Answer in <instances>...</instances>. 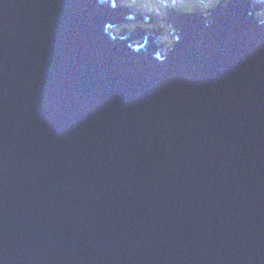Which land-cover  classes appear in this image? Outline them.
Instances as JSON below:
<instances>
[{
    "label": "water",
    "instance_id": "1",
    "mask_svg": "<svg viewBox=\"0 0 264 264\" xmlns=\"http://www.w3.org/2000/svg\"><path fill=\"white\" fill-rule=\"evenodd\" d=\"M121 3L0 0V264H264V11Z\"/></svg>",
    "mask_w": 264,
    "mask_h": 264
},
{
    "label": "rangeland",
    "instance_id": "2",
    "mask_svg": "<svg viewBox=\"0 0 264 264\" xmlns=\"http://www.w3.org/2000/svg\"><path fill=\"white\" fill-rule=\"evenodd\" d=\"M122 2L125 1V3L130 5H136V7L150 10L153 12V17L149 20H142L137 22H131V23H125L123 25H119L115 27L116 32L120 30H125L126 32L131 29L133 32L131 33H138L137 26H145L144 24L147 23V28L149 30H152V24L157 25L159 28V32L162 38V41L164 43V46L166 47H172L174 45L175 36L170 33L173 22L175 20L176 12L178 13L177 9H180L181 7H191L198 9V7L201 10L211 11L212 8L217 6V4L220 2L219 0H161L163 3V10L160 8L151 7L150 5L146 6L148 2L154 1V0H145L143 2L142 0H121ZM254 4L257 6L258 9L264 11V0H253ZM145 5V6H144ZM132 24V26L130 25ZM144 40V37H139L136 39V42L141 44Z\"/></svg>",
    "mask_w": 264,
    "mask_h": 264
},
{
    "label": "trees",
    "instance_id": "3",
    "mask_svg": "<svg viewBox=\"0 0 264 264\" xmlns=\"http://www.w3.org/2000/svg\"><path fill=\"white\" fill-rule=\"evenodd\" d=\"M140 1V0H139ZM143 2H145V0H142ZM145 5L146 6H148V5H150L151 7H157V8H160L161 10H163V4H162V2H161V0H154V1H151V2H148L147 4L145 3ZM144 5V6H145ZM149 7V6H148ZM150 9V8H149ZM179 12H181L179 9H177ZM140 11V10H139ZM141 12H143V13H145L144 12V9H141ZM142 26V25H141ZM154 28V27H153ZM170 29H171V27H170ZM130 31H132L131 29H130ZM170 33H171V31H170Z\"/></svg>",
    "mask_w": 264,
    "mask_h": 264
},
{
    "label": "clouds",
    "instance_id": "4",
    "mask_svg": "<svg viewBox=\"0 0 264 264\" xmlns=\"http://www.w3.org/2000/svg\"><path fill=\"white\" fill-rule=\"evenodd\" d=\"M163 4V3H162ZM138 4H136V5H133V6H137ZM150 10V9H149ZM176 16H177V12H176ZM176 16H175V18H176ZM137 22V21H136ZM126 23H129V22H126ZM125 24V23H124ZM142 25V24H141ZM145 26H143L142 25V27H145V28H147V23L146 24H144ZM132 26V25H131ZM172 28V27H171ZM129 32H133V30L132 31H130V29L128 30ZM127 31V32H128ZM171 32H172V29H171ZM175 40H176V38H175ZM175 40H174V42H175Z\"/></svg>",
    "mask_w": 264,
    "mask_h": 264
},
{
    "label": "bare ground",
    "instance_id": "5",
    "mask_svg": "<svg viewBox=\"0 0 264 264\" xmlns=\"http://www.w3.org/2000/svg\"><path fill=\"white\" fill-rule=\"evenodd\" d=\"M178 14V13H177Z\"/></svg>",
    "mask_w": 264,
    "mask_h": 264
}]
</instances>
